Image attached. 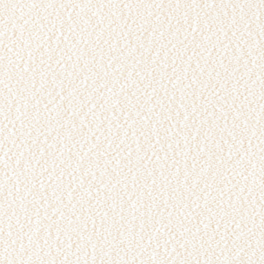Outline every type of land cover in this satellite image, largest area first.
Here are the masks:
<instances>
[{"label": "snow or ice", "instance_id": "obj_1", "mask_svg": "<svg viewBox=\"0 0 264 264\" xmlns=\"http://www.w3.org/2000/svg\"><path fill=\"white\" fill-rule=\"evenodd\" d=\"M0 264H264V0H0Z\"/></svg>", "mask_w": 264, "mask_h": 264}]
</instances>
